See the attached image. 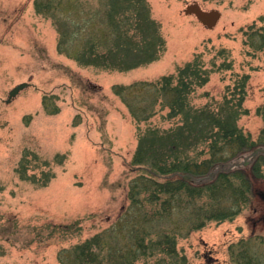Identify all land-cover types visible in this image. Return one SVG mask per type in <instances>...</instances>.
<instances>
[{
  "label": "rangeland",
  "instance_id": "1",
  "mask_svg": "<svg viewBox=\"0 0 264 264\" xmlns=\"http://www.w3.org/2000/svg\"><path fill=\"white\" fill-rule=\"evenodd\" d=\"M193 2L220 13L213 29L185 15ZM89 49L94 65L79 61ZM196 58L207 77L183 92L186 105L230 109L254 144L211 171L244 178L248 203L191 230L189 208L155 218L127 195L144 174L131 164L140 146L207 156L205 143L185 140L182 115L168 117L169 89ZM254 149H264V0H0V264H64L96 234L121 247L132 231L175 235L185 264H242L239 251L262 258L264 154L253 159Z\"/></svg>",
  "mask_w": 264,
  "mask_h": 264
},
{
  "label": "trees",
  "instance_id": "2",
  "mask_svg": "<svg viewBox=\"0 0 264 264\" xmlns=\"http://www.w3.org/2000/svg\"><path fill=\"white\" fill-rule=\"evenodd\" d=\"M124 44H127V39ZM94 52V49H89L87 57L85 53H82V58L79 55L80 63L94 65L98 59ZM112 57L118 58V55ZM104 58L107 61L110 55H105ZM203 72L197 58L181 69L177 85L169 89L173 97L168 117L182 115L186 123V131H183L189 133L185 140L191 141L192 145L197 142L205 143L204 151L207 156L202 159L199 156L172 159L169 157L171 154L163 153L162 149L154 153L156 149L153 143L140 146L135 151L131 164L144 174L132 179L127 195L133 207L151 205L155 218H167L189 208L191 230L202 228L207 221L232 218L241 210L242 204L248 203V183L244 178L241 183L235 184L232 178H240L238 175L220 172L213 176L211 171L217 165L221 167L228 164L242 151L251 150L254 144L238 129L235 112L230 109L212 111L206 108L197 111L186 105L190 94L185 99L183 92L187 94L188 91L191 92L194 83L200 80L203 82L204 77H207L206 72L202 75ZM165 80L166 85L170 86V79ZM135 111L132 114L136 119L147 118ZM176 133L180 136L178 129ZM175 147L171 151L174 152ZM188 148L185 147L184 150L187 151ZM202 177L207 180L204 179L205 182L199 184L198 179ZM204 198L207 202L198 204ZM130 234L129 242L121 247L109 242L103 234H96L76 245L64 264H135L155 257H158L160 264H166L165 260H169L171 264H185L184 257L176 249L175 235L166 232L151 235L145 231H132ZM230 248L229 246L228 249ZM238 256L242 264H264V257H251L246 251H239Z\"/></svg>",
  "mask_w": 264,
  "mask_h": 264
},
{
  "label": "water",
  "instance_id": "3",
  "mask_svg": "<svg viewBox=\"0 0 264 264\" xmlns=\"http://www.w3.org/2000/svg\"><path fill=\"white\" fill-rule=\"evenodd\" d=\"M185 14L186 15H193L199 23H201L204 27H206L207 29H213L221 15L217 10H210V11H206L203 10L200 5L196 2L190 3L186 6L185 8ZM28 87V83H21L17 86H15L8 94V98L5 101L6 103H10L11 100L16 97V95L23 90L24 88ZM258 152H262L264 153V150L262 149H257L255 150L252 154H251V158L255 157Z\"/></svg>",
  "mask_w": 264,
  "mask_h": 264
},
{
  "label": "flooded vegetation",
  "instance_id": "4",
  "mask_svg": "<svg viewBox=\"0 0 264 264\" xmlns=\"http://www.w3.org/2000/svg\"><path fill=\"white\" fill-rule=\"evenodd\" d=\"M260 197H262V199H263L262 201H264V194H263V195H261Z\"/></svg>",
  "mask_w": 264,
  "mask_h": 264
}]
</instances>
